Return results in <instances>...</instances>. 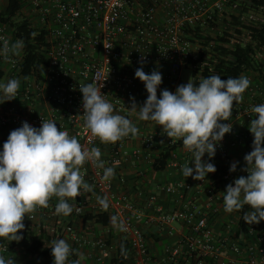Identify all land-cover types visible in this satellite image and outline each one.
Listing matches in <instances>:
<instances>
[{
    "label": "built area",
    "instance_id": "built-area-1",
    "mask_svg": "<svg viewBox=\"0 0 264 264\" xmlns=\"http://www.w3.org/2000/svg\"><path fill=\"white\" fill-rule=\"evenodd\" d=\"M23 1V18L44 36L40 48L46 60L40 64L38 71L24 74L23 49L19 56L11 60L0 57V82L10 78L20 80L18 97L0 104V148L10 131L22 126V122L40 127L43 118L57 121L58 129L62 125L70 136H77L82 145L99 147L102 152L100 140L84 127L80 85L96 84L105 99L133 121V112L128 108L131 106L130 97H135L137 103L142 104L148 95L144 83L135 77L136 69L141 67V57L146 58L143 70L146 73L160 71L163 78L160 88L174 92L178 85L184 84L180 79L181 71L192 67V64H188L189 58H197L193 44L185 37V28L201 27L214 31L210 25L222 23L231 0ZM249 17L256 19V14L251 13ZM0 37L9 43L17 40L11 35L9 26L1 22ZM249 38L250 35L244 33L235 36L232 41H248ZM262 55L264 52L259 56ZM164 66H167L166 70ZM247 92L250 100L238 105L234 102L232 113L235 118L243 117L250 123L256 118L251 108L264 103V80L250 83ZM228 122L231 121L225 123ZM140 135L141 142L132 150L127 147L133 142L132 136L109 143L102 159L105 166L114 168V176L110 180H102L103 169L90 163L82 166V175L86 182L93 185V191L88 197L75 199L73 216L104 212L111 216L119 215L126 222L127 230L119 232L132 248L133 264H161L154 260L149 250L141 225L143 219L145 223L157 221L166 227L180 222L185 227L186 233L177 243L165 248L169 263L195 258L194 264H233L229 259L230 255H234L242 258L241 264H264V221L259 224L245 222L244 230L239 213L224 211L228 214V220L224 222L220 234L215 231L213 223L224 210L220 202L223 190L211 186L209 174L204 181L192 182L182 177L159 188L162 193L181 201V205L173 211H164L157 203L158 192L155 189L139 188L134 194H129L115 186V169L130 161L144 160L151 163L153 153L158 154L164 146L176 141L171 142V138L162 133V126L157 125L155 130ZM242 140L233 129L231 133L225 134L217 150L229 156L228 148L237 146ZM244 140L247 149H252L253 135H245ZM190 160L191 153L182 145L173 154L165 171L173 170L182 175V166ZM231 164L229 156L224 175L229 183L239 177L236 172L230 171ZM120 181L125 183V178L120 177ZM191 192L197 197L204 195V202L197 204L191 200ZM97 195L108 196V210H102ZM37 213L48 218L56 214L47 213L43 206L38 207L30 214L32 219L28 216L25 218L32 227ZM71 221L65 224V236H70L78 246L91 244L98 251V262L103 263V257L113 246H108L103 238L78 233ZM42 229L55 230L47 226ZM0 255L14 258L15 264H37L42 260L20 246L10 248L0 245Z\"/></svg>",
    "mask_w": 264,
    "mask_h": 264
},
{
    "label": "clouds",
    "instance_id": "clouds-1",
    "mask_svg": "<svg viewBox=\"0 0 264 264\" xmlns=\"http://www.w3.org/2000/svg\"><path fill=\"white\" fill-rule=\"evenodd\" d=\"M23 48L22 39L9 43L0 37V57L6 60L19 56ZM145 59L141 57V67L136 69L135 77L144 83L147 98L138 104L135 97H130L128 108L138 120L162 126V133L171 138V142L181 140L184 149L191 153L190 162L181 168L182 175L204 181L209 173L217 170L211 162L217 146L225 134L233 130V124L224 121H231L234 101L237 105L242 102L251 81L244 75L227 80L211 75L198 84L190 78L173 92L160 88L163 83L160 71L146 73L143 70ZM19 87L17 78L0 82V104L18 97ZM79 89L83 94L84 127L93 137L107 144L139 134L137 125L105 99L100 87L85 83ZM251 112L256 118L248 127L254 139L252 150L244 156L246 167L242 169L248 175H241L226 186L223 207L225 212L232 213L247 205L251 211L244 212L242 219L249 224H259L264 221V103L254 105ZM56 122L42 118L41 126L35 127L24 121L22 126L10 131L0 148V238L4 240L21 241L25 215L32 219L30 214L40 206L48 207L53 197L58 199L57 215L72 214L74 205L69 199L75 200L82 193L93 191V185L85 181L81 172L85 163L103 169L104 181L114 176V168L105 166L99 147L82 145L77 136H70L62 125L58 129ZM205 155L208 159H204ZM238 163L233 162L230 171L235 172ZM96 199L102 210H108L107 195H97ZM110 222L118 231L127 230L126 222L119 215H112ZM50 247L53 264H68L73 249L65 239L52 240ZM0 264H15V260L0 255Z\"/></svg>",
    "mask_w": 264,
    "mask_h": 264
},
{
    "label": "trees",
    "instance_id": "trees-1",
    "mask_svg": "<svg viewBox=\"0 0 264 264\" xmlns=\"http://www.w3.org/2000/svg\"><path fill=\"white\" fill-rule=\"evenodd\" d=\"M24 7L23 0H7L5 7L0 9V22L5 23L11 29V35L15 39H22L24 41V57H23V72L28 74L38 71L40 64L44 63L46 56L41 50V45L44 42L42 33H38L29 21L23 18L21 9ZM256 14V19H251L249 15ZM216 32L213 33L211 29L206 30L201 27L185 28V37L190 42L197 46V58H189L188 64H192L193 83H197L205 77L211 75H219L222 80H227L229 77H239L241 75H248V71L254 72L260 79L264 80V63L259 56L264 52V0H231L229 9L224 13L222 23L220 25L212 23L210 25ZM248 33L250 38L248 41H232L235 36H241ZM251 72V73H252ZM226 122V121H224ZM102 145V143H101ZM182 146L181 140H176L172 144H167L158 153L152 154V161L149 164V171L161 173L166 170L169 161L173 154L178 152L179 147ZM204 159H208L205 155ZM228 155L221 154L216 150L212 163L216 166V172L209 173V180L211 186L216 189L225 191L229 184L228 180L224 179V175L228 168ZM118 182L121 183L120 177L117 176ZM131 177L127 180L126 186L136 189V182ZM223 196L220 197V202L223 203ZM84 194L77 196L76 200H80ZM75 200L69 199V203L74 204ZM58 199L53 197L49 200V206L44 207L48 212H55V205ZM251 211L249 206L239 211H233L231 214L239 213L242 228L245 230V222L242 219L243 213ZM73 217V212L69 216H62L55 214L52 217L42 215L39 226H31V223L24 218L25 228L22 231L23 239L19 242H9L0 238V245H8L10 248L20 246L31 255H37L42 259L37 264H53V257L51 254V241L54 239L63 238L65 236V224ZM111 215L104 213H85L78 215L82 223L88 225H98L101 228L110 227ZM72 222V221H71ZM44 225L47 227H54V232L50 230H43ZM145 237H151L145 233ZM110 242V240H109ZM73 249V247H71ZM75 248V246H74ZM132 248L127 239L119 237L117 246L111 253L108 261L104 264H129ZM78 254L73 250L69 256L68 264L72 261H77ZM195 258L191 261L179 259L176 264H194ZM79 264H87V261L79 262ZM169 264H175L170 262Z\"/></svg>",
    "mask_w": 264,
    "mask_h": 264
},
{
    "label": "crops",
    "instance_id": "crops-1",
    "mask_svg": "<svg viewBox=\"0 0 264 264\" xmlns=\"http://www.w3.org/2000/svg\"><path fill=\"white\" fill-rule=\"evenodd\" d=\"M6 2L4 0H0V6L5 7ZM264 59V55L262 57ZM165 70L167 69V66L163 67ZM258 81H261L258 76ZM257 80V79H256ZM255 80V82H257ZM164 88V87H163ZM144 90L146 92V88L144 85ZM243 100L242 102H248L250 100L249 93L247 90L243 93ZM235 102V101H234ZM133 117V123H135L139 129V134L134 137L133 142H131L127 147L128 149L132 150V148L136 147L140 142H141V135L140 134H145L149 131L155 130V122L151 121H141L137 119V116L135 113L132 115ZM231 123L233 124V129L234 131L238 132L240 136L242 137V141L240 144H238L235 147H229L228 148V153L230 156V159L233 162H239L237 164V170L235 171L239 176H247L248 173L246 171H243L242 169L246 167V162L244 161V156L245 154L249 153L252 149H247V143L244 140L245 135L250 133L248 125L250 124L246 119L243 117L240 118H235L232 113V118H231ZM254 139V137H253ZM166 140V139H163ZM164 142V141H163ZM163 144V143H161ZM109 143L105 144L102 143V155L106 153V148L108 147ZM249 152H248V151ZM149 164L150 162L140 160V161H130V162H125L123 165H121L118 169H115V182H116V187H119L123 191L129 192V194H134L136 190H132L131 187L128 185L126 186L127 180L131 177H135L136 179H130L129 181L135 183L136 182V189L139 188H144V190H153L158 192V201L157 203L163 207L164 211H173L174 209L178 208L181 205V201H179L177 198L167 195L162 193L159 188L163 184H170L175 182V180H178L179 178L181 179L184 177L183 175L178 174L177 172L170 170V171H163L161 173H155V172H150L149 171ZM123 177L125 178V183H119L118 178ZM190 181H195L192 177H188ZM128 184V183H127ZM92 193V192H90ZM89 192H84V197L90 195ZM189 198L191 200H195L197 204H202L204 202V195L197 197L198 195H195L194 192L190 193ZM27 214L25 215L26 218ZM36 219L33 220V225L36 227L39 226L40 221L42 219L41 213H37ZM226 219L224 220V218ZM72 223L76 227V230L78 233L82 235H87L89 236H94L95 238H103L107 241L108 246H113L112 250H108L105 256L103 257V263L98 262L97 258L99 256L98 251L91 246V244H85L82 246H78L73 243V241L70 239V236L66 235L64 236V239L66 242L69 243L71 247H73V250L78 254V262H84L87 261V264H104L105 261H108L111 253L115 250L117 246V240L119 237H121L120 232L116 230L113 225L107 228H101L98 225H88L82 223L77 217L73 216L72 217ZM224 220V221H223ZM228 220V215L227 214H221L220 219L216 220L213 223L214 229L217 232V234H220L221 231V226L220 223L227 222ZM82 225L86 226L88 230H85L87 228H82ZM145 230V233L147 235H151V237L146 238L148 245H149V250L151 254L153 255V258L155 261L160 262L161 264H169V262L166 260V253H165V248L168 245H173L177 243V241L186 233L185 227L179 222L175 223L172 226H163L159 224L157 221L155 223H145V219H143L142 224H141ZM49 225H44L43 227H46ZM83 226V227H84ZM49 228V227H48ZM110 240V242H109ZM240 242H243L240 240ZM75 246V248H74ZM241 257H236L230 255L229 261L234 262L233 264H241ZM134 257H133V252L130 255V263L133 264Z\"/></svg>",
    "mask_w": 264,
    "mask_h": 264
},
{
    "label": "rangeland",
    "instance_id": "rangeland-1",
    "mask_svg": "<svg viewBox=\"0 0 264 264\" xmlns=\"http://www.w3.org/2000/svg\"><path fill=\"white\" fill-rule=\"evenodd\" d=\"M2 8V6H0V9ZM214 33L216 32L215 30L213 31ZM193 52L195 53V54H197L198 53V47L197 46H195V45H193ZM261 60L263 61V63H264V59L263 58H261ZM249 73H248V75H246L248 78H249V80L251 81V84L254 82L255 83V80L256 81H258V78H257V75L254 73V72H252L251 70L250 71H248ZM252 72V73H251ZM193 79V70H192V68L191 67H186V68H184L182 71H181V74H180V79H181V82L182 83H187L188 81H189V79ZM223 214H226L225 212H224V210H223V212H222ZM221 213V214H222ZM221 214L219 213V215H218V218H217V220L218 219H220V217H221ZM228 215V214H227ZM226 219V217L224 218V220ZM223 220V221H224ZM221 222L220 223V226H221V228L220 229H222V227L225 225V223L224 222ZM84 225H82V228H87L86 226H84ZM85 230H88V228L87 229H85Z\"/></svg>",
    "mask_w": 264,
    "mask_h": 264
}]
</instances>
